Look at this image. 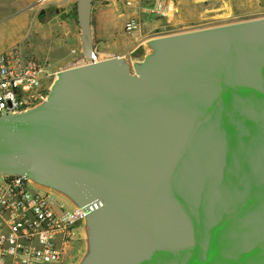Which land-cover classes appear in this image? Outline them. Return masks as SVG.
<instances>
[{"label": "water", "instance_id": "1", "mask_svg": "<svg viewBox=\"0 0 264 264\" xmlns=\"http://www.w3.org/2000/svg\"><path fill=\"white\" fill-rule=\"evenodd\" d=\"M76 4L85 63L0 116V176L88 211L83 264H264V17L158 37L132 66L100 58Z\"/></svg>", "mask_w": 264, "mask_h": 264}, {"label": "built area", "instance_id": "2", "mask_svg": "<svg viewBox=\"0 0 264 264\" xmlns=\"http://www.w3.org/2000/svg\"><path fill=\"white\" fill-rule=\"evenodd\" d=\"M175 6L174 0H161L150 13L169 16ZM138 22L131 16L127 29ZM54 83L47 61L21 44L5 49L0 53V116L43 105ZM66 202L28 176H0V264H61L88 217L84 207Z\"/></svg>", "mask_w": 264, "mask_h": 264}, {"label": "rangeland", "instance_id": "3", "mask_svg": "<svg viewBox=\"0 0 264 264\" xmlns=\"http://www.w3.org/2000/svg\"><path fill=\"white\" fill-rule=\"evenodd\" d=\"M9 1L13 2L14 0ZM159 1L161 0H107L108 3L133 8L134 12L128 20L131 16H136L138 24L140 21L160 22L161 26L155 31L150 26L142 27L143 37L148 36L150 39L159 35L183 33L264 17V0H174L175 11L169 16L163 17L150 13L152 7ZM42 10H45V14L41 18ZM15 14L12 12L8 15L7 22L14 20ZM37 17L38 21L44 25L43 30L36 20L29 22L27 25L28 36L22 40L23 44H20L49 63L51 79L56 81L58 72L65 67L59 64L58 59L73 58L70 63L66 64V67L85 63L76 0L69 5L51 4L50 1L41 0L37 6ZM15 30V26L10 28L11 33H14ZM24 31L23 28V33ZM52 189L56 190L58 194L61 193V198L66 199L67 204H75L63 192L55 188ZM76 231L79 238L75 242L73 250L61 264H83L90 252L87 225L81 224Z\"/></svg>", "mask_w": 264, "mask_h": 264}, {"label": "crops", "instance_id": "4", "mask_svg": "<svg viewBox=\"0 0 264 264\" xmlns=\"http://www.w3.org/2000/svg\"><path fill=\"white\" fill-rule=\"evenodd\" d=\"M51 4L69 5L74 0H47ZM41 0H0V53L14 45L23 44L22 40L27 38V25L36 20L43 30V23L38 21L37 6ZM15 12V19L7 22L8 15ZM134 9L121 7L120 5L108 3L107 0H94L93 9V35L96 50L101 59L119 55L130 65H135L155 54L153 42L156 38L166 35H159L153 38L143 37L142 27L150 26L153 31L158 29L160 22H143L136 28L128 30L127 20ZM16 27L14 33L10 28ZM50 27V26H49ZM23 28L25 29L23 33ZM170 35V34H168ZM151 47V51H150ZM48 59V58H45ZM59 64L66 68L73 58L62 57Z\"/></svg>", "mask_w": 264, "mask_h": 264}, {"label": "flooded vegetation", "instance_id": "5", "mask_svg": "<svg viewBox=\"0 0 264 264\" xmlns=\"http://www.w3.org/2000/svg\"><path fill=\"white\" fill-rule=\"evenodd\" d=\"M43 12H45V10H42V13H43ZM55 191H56V190H55ZM56 193H57V192H56ZM57 194H58V193H57ZM60 195H61V193H60Z\"/></svg>", "mask_w": 264, "mask_h": 264}]
</instances>
